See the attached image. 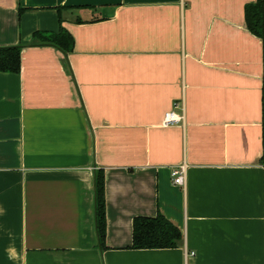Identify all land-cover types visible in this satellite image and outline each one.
<instances>
[{"label":"crops","instance_id":"0c3cea01","mask_svg":"<svg viewBox=\"0 0 264 264\" xmlns=\"http://www.w3.org/2000/svg\"><path fill=\"white\" fill-rule=\"evenodd\" d=\"M255 1L0 0V47H22L0 72V264H264ZM61 28L71 52L37 36ZM158 213L182 245L131 248L134 217Z\"/></svg>","mask_w":264,"mask_h":264},{"label":"trees","instance_id":"16d2710c","mask_svg":"<svg viewBox=\"0 0 264 264\" xmlns=\"http://www.w3.org/2000/svg\"><path fill=\"white\" fill-rule=\"evenodd\" d=\"M248 28L264 41V0H256L246 7ZM40 41L55 44L66 52L74 46L73 37L63 28L58 33H37ZM21 51L19 45L0 47V72L19 73L21 71ZM96 214L100 242L105 244L106 236V194L105 172L96 173ZM183 232L162 213L156 216H136L133 220L134 249L174 248L182 245Z\"/></svg>","mask_w":264,"mask_h":264},{"label":"built area","instance_id":"2783aa9c","mask_svg":"<svg viewBox=\"0 0 264 264\" xmlns=\"http://www.w3.org/2000/svg\"><path fill=\"white\" fill-rule=\"evenodd\" d=\"M176 107H178V104H175ZM183 116L176 112L175 110H171L166 112L164 117V123L166 125L178 123L182 121ZM171 176L173 183L178 186L184 187L186 185V179H187V165L185 163L175 165L171 168ZM191 254H194V252H191Z\"/></svg>","mask_w":264,"mask_h":264}]
</instances>
